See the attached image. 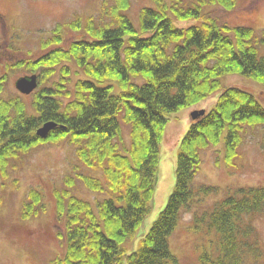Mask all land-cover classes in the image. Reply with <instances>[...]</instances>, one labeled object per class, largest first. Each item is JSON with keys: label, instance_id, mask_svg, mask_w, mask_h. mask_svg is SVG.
<instances>
[{"label": "trees", "instance_id": "16d2710c", "mask_svg": "<svg viewBox=\"0 0 264 264\" xmlns=\"http://www.w3.org/2000/svg\"><path fill=\"white\" fill-rule=\"evenodd\" d=\"M237 2L152 0L135 22L129 14L132 0H103L97 15L70 23L80 37L69 46L57 28L42 42L49 48L43 55L7 62L12 70L38 74L39 86L30 95H6L7 75L0 76V175L7 176L37 145L67 140L97 173L78 177L104 194L94 201L78 196L71 189L73 176L67 177L68 187L56 190L66 250L51 264L178 262L170 238L182 210L219 189L196 184L203 152L223 142L224 160L235 167L246 127L264 126V105L256 94L225 83L229 75H240L264 86V28L231 26L212 14L216 6L230 11ZM216 92V103L192 118L180 141L175 190L165 209L140 236L153 206L167 113ZM48 121L57 125L47 137L39 136ZM45 208L42 192L34 188L22 214L37 216ZM262 214L264 186L230 188L211 210L196 212L191 228L207 226L215 233L206 240L202 264L261 259L264 245L255 219ZM138 239L136 248L124 245Z\"/></svg>", "mask_w": 264, "mask_h": 264}, {"label": "rangeland", "instance_id": "374dc122", "mask_svg": "<svg viewBox=\"0 0 264 264\" xmlns=\"http://www.w3.org/2000/svg\"><path fill=\"white\" fill-rule=\"evenodd\" d=\"M102 1L0 0V76L7 75L5 94L20 93L15 86L16 80L30 75L23 68L12 70L7 62L43 55L49 48H43L42 42L57 28L63 30V45L69 46L80 37L79 31L72 29L70 23L77 18L85 21L89 16L97 15ZM150 4L152 0H132L129 11L132 19L137 22L141 8ZM212 14L221 23L231 26L264 28V0H238L233 10L216 6ZM187 24L190 23L180 22V25ZM225 83L253 91L264 105V86L240 75H229ZM218 96L216 92L198 104L167 113L153 206L140 227V236L153 226L175 190L179 145L190 128L192 112L211 108ZM26 101L30 103L31 96ZM223 145L222 142L203 152L196 184L217 186L218 193L182 210L179 225L170 238L171 250L178 262L170 264H202L200 255L207 245L206 240L214 238L215 233L213 230L207 232V226L202 231L191 228L196 212L211 210L230 188L264 186V126L246 127L235 167L226 164ZM79 173L97 174L78 159L75 148L67 140H62L37 145L21 162L9 168L7 176L0 175V264H51L55 257L65 253V240L59 235L64 232L65 221L58 215L56 190L68 187L67 177L73 176V193L91 201L104 196L90 190L78 177ZM34 188L42 192L46 208L37 216L24 218L23 204ZM255 223L264 245V214L257 216ZM138 244L139 239L124 243L129 249L136 248ZM251 264H264V256Z\"/></svg>", "mask_w": 264, "mask_h": 264}, {"label": "water", "instance_id": "95a60500", "mask_svg": "<svg viewBox=\"0 0 264 264\" xmlns=\"http://www.w3.org/2000/svg\"><path fill=\"white\" fill-rule=\"evenodd\" d=\"M15 86L21 94L30 95L39 86V76L38 74H30V75L21 76L16 80ZM205 111H206L205 109L193 111L191 114L192 118L193 119L198 118L200 115L204 114ZM56 125L57 124L53 121L46 122L42 127L38 129L39 136L47 137L49 133L51 132V130Z\"/></svg>", "mask_w": 264, "mask_h": 264}]
</instances>
